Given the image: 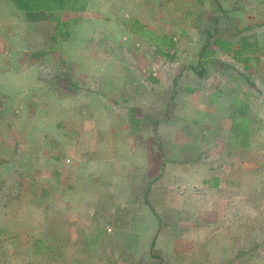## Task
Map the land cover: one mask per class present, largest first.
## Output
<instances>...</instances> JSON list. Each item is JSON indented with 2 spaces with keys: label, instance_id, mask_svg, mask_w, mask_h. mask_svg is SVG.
Masks as SVG:
<instances>
[{
  "label": "rangeland",
  "instance_id": "obj_1",
  "mask_svg": "<svg viewBox=\"0 0 264 264\" xmlns=\"http://www.w3.org/2000/svg\"><path fill=\"white\" fill-rule=\"evenodd\" d=\"M232 1L87 0L36 21L0 8V264H264L259 45L236 60L209 49L251 43ZM54 16L72 22L68 36L52 39ZM242 103L250 137L234 133ZM110 122L131 127L128 151L110 145L122 138ZM247 140L261 151L242 171L251 184L223 198L214 178Z\"/></svg>",
  "mask_w": 264,
  "mask_h": 264
},
{
  "label": "crops",
  "instance_id": "obj_2",
  "mask_svg": "<svg viewBox=\"0 0 264 264\" xmlns=\"http://www.w3.org/2000/svg\"><path fill=\"white\" fill-rule=\"evenodd\" d=\"M239 1L238 0H233L231 3L234 4V5H236V6H233L231 4V5H227V8H224V9L226 11H228V12L229 11H232V12H229V14L231 13L233 15H238V18L235 21V25H238L239 28L242 27V28L248 30V33L251 30V28H252L254 34L251 35L252 36L251 37V43L250 42L249 43L248 42H244L241 46H237L236 45V48H234V47H231L232 42H230L228 39H226V38H222V39L221 38H217L215 40L214 47H209V49H212V51L214 50V52L216 51V54L217 55H225V56H228V57H232L233 59L236 60V59H239V57H241V54L243 56L249 55V50H246L247 47H250L252 45H256V42H257V44L259 46L256 48V50H257V52H259V58L261 60V61H259V65H260V67L263 66V72H264V44H262V43H264V41H263L264 40V23L261 26L259 25V23L257 24L256 23L257 20H255L254 15L251 14L252 11L254 10V8H252V6H253V3H251L252 0H243L244 3L247 2V4H244L243 3L244 5L242 7H241L242 4L240 5V2ZM9 2H10V4L12 3L9 0H0V8H2L3 6H6V3H9ZM249 2L251 4L248 5ZM255 2H258V5H257L258 7L257 8H260V6L263 5V4H260L261 1L255 0ZM12 5H14V4H12ZM245 8H247L246 11H244ZM238 10H243L245 15L243 16L242 14L237 13ZM255 31H257V32H255ZM217 36H218V32H217ZM248 39H250V37ZM45 58L51 60L52 59V56L51 57H45ZM46 61L47 60H45L43 62H46ZM34 66H35V64L30 65V68H32ZM25 69H27V68H25ZM27 71L28 70L23 71L22 74L20 73L18 77L19 78L21 76L25 77V72H27ZM258 87H259V85H258ZM263 92H264V82H263ZM250 98L251 97H248V99H250ZM224 99H225V96L222 95V96L219 97V99H217V100L215 99V100H213L214 102L209 103L211 101V97H209V98H206L205 99L206 100L205 103H206V105L208 107L209 106L212 107L211 105L215 104V107L218 108L221 104H223ZM229 100H232V99H229ZM243 103H242V107L240 109V111L242 113L236 115V119L235 120H237V119L243 120V121L245 120L246 122H249V123L246 125V128H247L246 129V133H243L240 129H236V125L234 124V128L236 129V130H234V133L237 136H239V135H243V136L244 135H248V137H250L251 136V133L255 131V130H252L249 127L250 126V123H251V118H253V117L251 116V113H250V111L248 109L246 111H244V106L245 105ZM249 103H250L249 101H247V102L245 101V104H247L248 107L250 106ZM121 114H123V113H121ZM121 117L123 118V121L129 125L128 119L126 118L127 116L123 114V116H121ZM110 121H112V120H110ZM114 124L115 123L110 122V127L111 128L109 129V137L112 134H115V132H116V135H120V136H122V138L120 137L121 138L120 144H113L112 141H111L110 142V145H120V151L122 153L123 152H126V150L128 151V148L129 147L133 146V144L131 142H129V139H128V137L130 138V136H131V127L130 126L122 125L121 122L119 124V127H115ZM158 126H159L158 129L164 130L165 127L167 126V123H160ZM125 135H129V136L127 137ZM125 137H127V142H125ZM247 142H248V140L246 141V144H243L244 147H242L240 149V151H239L240 154H241V156H242V159L241 158H238L237 155H234V152H233L231 154V160H230L231 162L226 163V166L224 164V166H225V169H223L224 170L223 171L224 173H226L227 171L231 170L230 168H232L233 169L232 171H235L238 174H236V176H231V173H232V171H231V173L228 174L227 176H222L221 175V176H218V177L214 178L216 182L214 181L212 183V185L216 187L217 186V183H219L220 184L219 187H218L219 189L221 188L222 185H226L227 184V186H224V187H222V189H220V190H222L224 192L223 193L224 194L223 198H227L228 197V191H229L228 190L229 189V186L228 185L251 184V176H250L251 173H249L247 175V177H244L242 171L245 170L244 169L245 167H248L247 169H249V170L251 169V165H254L255 164V161L257 160V157H258L259 153H261V151L260 150H257V149H252L251 148V145H248ZM182 149H184V148H182ZM238 150L236 149V152ZM251 153H253V155H252L253 156L252 163H251ZM114 156H115V154L112 152V155L110 156L111 159L109 158L110 159V162H111V168L113 170L115 168V167H113L114 166V163H115L114 162L115 160L113 159ZM244 156H247V157H244ZM113 175H114V172H113ZM221 177H225V178L224 179H221ZM217 179H218V182H217ZM253 182L258 184V183H260V180L256 177L253 180ZM206 184H211V182L209 180H207L206 181ZM232 199H233V196H231L229 198V200H232ZM225 205H226V203H225V201H223V203H222L221 206H225Z\"/></svg>",
  "mask_w": 264,
  "mask_h": 264
},
{
  "label": "trees",
  "instance_id": "obj_3",
  "mask_svg": "<svg viewBox=\"0 0 264 264\" xmlns=\"http://www.w3.org/2000/svg\"><path fill=\"white\" fill-rule=\"evenodd\" d=\"M11 1L15 7L19 10L24 11L26 18L29 21H36L40 20L43 15H52V12L55 10H60L66 6H70L69 9L75 10H85L86 9V1L87 0H9ZM51 13V14H50ZM53 20L55 21L56 25V33L52 35V39L58 37H65L69 35V27L71 25V21H62L59 16H54ZM137 23V22H135ZM131 29L136 34L146 36V32H150V30H144L141 24L138 26H131ZM158 44H165L166 41L162 37H158L155 40ZM49 50H54L53 43L50 44ZM163 54V52L161 51ZM128 115L129 112L132 113L133 108H127ZM137 120H135L132 116L128 118V122L131 125L136 124ZM158 124V123H157ZM155 122V126L157 125ZM236 129H240L243 133H246V121L241 120L240 122L235 123ZM138 126V124L134 125ZM252 127V123H251ZM154 244V238L152 240V244Z\"/></svg>",
  "mask_w": 264,
  "mask_h": 264
}]
</instances>
